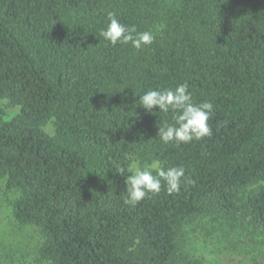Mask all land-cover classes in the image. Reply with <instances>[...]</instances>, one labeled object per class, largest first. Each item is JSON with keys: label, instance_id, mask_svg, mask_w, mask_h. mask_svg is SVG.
<instances>
[{"label": "trees", "instance_id": "16d2710c", "mask_svg": "<svg viewBox=\"0 0 264 264\" xmlns=\"http://www.w3.org/2000/svg\"><path fill=\"white\" fill-rule=\"evenodd\" d=\"M109 12L153 43L101 39ZM184 82L213 103L212 135L164 144L171 111L136 101ZM3 99L20 113L0 118V177L49 264H179L181 228L206 216L264 230V0H181L167 16L162 0H0ZM131 156L183 166L180 191L126 204Z\"/></svg>", "mask_w": 264, "mask_h": 264}, {"label": "rangeland", "instance_id": "374dc122", "mask_svg": "<svg viewBox=\"0 0 264 264\" xmlns=\"http://www.w3.org/2000/svg\"><path fill=\"white\" fill-rule=\"evenodd\" d=\"M180 3L181 0H162L163 15ZM19 113V106L8 99L0 100L2 121H11ZM137 161L130 157L131 163ZM19 197L20 192L9 190L6 179L0 177V264H49L40 255L44 243L41 230L21 225L14 216L13 205ZM179 242V264H264V230L241 216H206L191 221L181 228Z\"/></svg>", "mask_w": 264, "mask_h": 264}, {"label": "clouds", "instance_id": "9594fccd", "mask_svg": "<svg viewBox=\"0 0 264 264\" xmlns=\"http://www.w3.org/2000/svg\"><path fill=\"white\" fill-rule=\"evenodd\" d=\"M98 36L112 46L118 43L125 45L130 43L137 50L152 44L155 39L151 31H138L135 26L129 27L120 23L112 12L108 13V23L100 30ZM136 105L153 114L163 113L167 116L171 111L173 122L165 121L162 126L158 124L157 136L164 144L173 142L177 145L188 144L212 135L209 120L214 113V105L211 101L194 103L187 82L175 88L148 90L138 96ZM42 131L51 136L55 135L51 122ZM117 172L131 173L125 178L127 196L125 203L132 206L143 200L149 193L158 194L162 189V182L169 194L179 192L181 181L185 178L183 166L165 168L159 160H154L147 165H141L137 161ZM186 182L192 181L186 180Z\"/></svg>", "mask_w": 264, "mask_h": 264}]
</instances>
